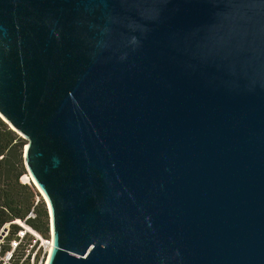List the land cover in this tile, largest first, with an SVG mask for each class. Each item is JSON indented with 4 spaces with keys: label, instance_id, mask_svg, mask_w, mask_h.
I'll return each instance as SVG.
<instances>
[{
    "label": "water",
    "instance_id": "obj_1",
    "mask_svg": "<svg viewBox=\"0 0 264 264\" xmlns=\"http://www.w3.org/2000/svg\"><path fill=\"white\" fill-rule=\"evenodd\" d=\"M0 116L46 264H264V0H0Z\"/></svg>",
    "mask_w": 264,
    "mask_h": 264
},
{
    "label": "trees",
    "instance_id": "obj_2",
    "mask_svg": "<svg viewBox=\"0 0 264 264\" xmlns=\"http://www.w3.org/2000/svg\"><path fill=\"white\" fill-rule=\"evenodd\" d=\"M27 141L0 116V229L16 219L25 220L34 209L35 218L26 222L43 234L50 231V216L45 202L35 203V189L22 182L26 173L24 148ZM20 228L12 224L10 238Z\"/></svg>",
    "mask_w": 264,
    "mask_h": 264
},
{
    "label": "built area",
    "instance_id": "obj_3",
    "mask_svg": "<svg viewBox=\"0 0 264 264\" xmlns=\"http://www.w3.org/2000/svg\"><path fill=\"white\" fill-rule=\"evenodd\" d=\"M35 217L32 209L25 220H13L0 229V264H46L53 245L51 226L49 233L43 234L26 222ZM12 224L20 228L10 238Z\"/></svg>",
    "mask_w": 264,
    "mask_h": 264
},
{
    "label": "rangeland",
    "instance_id": "obj_4",
    "mask_svg": "<svg viewBox=\"0 0 264 264\" xmlns=\"http://www.w3.org/2000/svg\"><path fill=\"white\" fill-rule=\"evenodd\" d=\"M24 165H25V161H24ZM25 170H26V173L25 174H23V176H22V178H21V180H22V182H24V183H27V184H29V185H32L33 186V188L35 189V203H38V202H40V203H42V202H45V204H46V206H47V208H48V205H47V203H46V200L44 199V197H43V195H42V193L40 192V190L38 189V187L32 182V181H30L28 178H27V175L29 174L28 173V171H27V169H26V166H25ZM49 211V210H48ZM50 214V213H49ZM50 216V215H49Z\"/></svg>",
    "mask_w": 264,
    "mask_h": 264
},
{
    "label": "bare ground",
    "instance_id": "obj_5",
    "mask_svg": "<svg viewBox=\"0 0 264 264\" xmlns=\"http://www.w3.org/2000/svg\"><path fill=\"white\" fill-rule=\"evenodd\" d=\"M27 178L30 180V181H32V179H31V177H30V175L28 174L27 175ZM33 182V181H32ZM44 196V195H43ZM46 199V198H45ZM47 200V199H46Z\"/></svg>",
    "mask_w": 264,
    "mask_h": 264
}]
</instances>
